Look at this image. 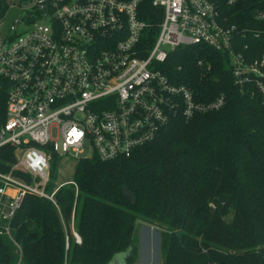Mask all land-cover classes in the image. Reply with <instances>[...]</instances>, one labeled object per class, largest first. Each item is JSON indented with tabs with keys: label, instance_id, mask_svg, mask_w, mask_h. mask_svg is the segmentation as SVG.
I'll return each instance as SVG.
<instances>
[{
	"label": "trees",
	"instance_id": "16d2710c",
	"mask_svg": "<svg viewBox=\"0 0 264 264\" xmlns=\"http://www.w3.org/2000/svg\"><path fill=\"white\" fill-rule=\"evenodd\" d=\"M214 1L232 23L264 28L254 17L262 1ZM143 7L144 20L154 22L150 0ZM237 50L253 60L264 53V35L239 38ZM201 58L208 71L197 65ZM160 70L197 100L223 94L224 104L190 120L176 117L127 157L79 159L54 203L25 194L10 223L18 264H109L117 254L133 264L138 220L160 229L161 264H264V105L257 88L241 91L228 55L202 45L177 47ZM59 160L52 158L50 180ZM13 162V149L1 147L0 171ZM14 249L0 235V264H14Z\"/></svg>",
	"mask_w": 264,
	"mask_h": 264
},
{
	"label": "built area",
	"instance_id": "2783aa9c",
	"mask_svg": "<svg viewBox=\"0 0 264 264\" xmlns=\"http://www.w3.org/2000/svg\"><path fill=\"white\" fill-rule=\"evenodd\" d=\"M145 1L1 0L0 26L8 9L21 12L0 31V148L10 146L15 158L0 171V235L18 252L10 223L24 195L54 203L56 190L72 183L46 191L53 157L56 168L64 157H127L176 117L222 107L223 94L197 100L160 70L177 47L228 55L234 84L243 91L253 83L264 105V53L247 61L237 50L239 38L260 37L264 28L232 23L214 0H150L149 22ZM259 1L254 17L264 21V0L251 3ZM197 65L210 68L205 58Z\"/></svg>",
	"mask_w": 264,
	"mask_h": 264
},
{
	"label": "rangeland",
	"instance_id": "374dc122",
	"mask_svg": "<svg viewBox=\"0 0 264 264\" xmlns=\"http://www.w3.org/2000/svg\"><path fill=\"white\" fill-rule=\"evenodd\" d=\"M21 12L17 8H10L6 11L0 31H4L9 28L17 17H20ZM76 160L70 157H64L61 159L59 166L56 171V177L50 180V185L53 187L58 184L69 181L72 179L73 172L75 169ZM51 190L50 186L47 187V192ZM71 231L75 237V240L79 242L80 238L77 239L74 234V230L71 226ZM78 236V235H77ZM135 250H134V262L133 264H161L160 263V229L157 226L147 224L142 220H138L135 225ZM79 237V236H78ZM14 239V237L12 236ZM14 246L11 239L7 238ZM15 240V239H14ZM16 254V261L14 264H18L20 252L14 249ZM125 254H117L113 257L109 264H125Z\"/></svg>",
	"mask_w": 264,
	"mask_h": 264
},
{
	"label": "water",
	"instance_id": "95a60500",
	"mask_svg": "<svg viewBox=\"0 0 264 264\" xmlns=\"http://www.w3.org/2000/svg\"><path fill=\"white\" fill-rule=\"evenodd\" d=\"M0 9H1V0H0Z\"/></svg>",
	"mask_w": 264,
	"mask_h": 264
},
{
	"label": "crops",
	"instance_id": "0c3cea01",
	"mask_svg": "<svg viewBox=\"0 0 264 264\" xmlns=\"http://www.w3.org/2000/svg\"><path fill=\"white\" fill-rule=\"evenodd\" d=\"M74 234H76V233H74Z\"/></svg>",
	"mask_w": 264,
	"mask_h": 264
}]
</instances>
